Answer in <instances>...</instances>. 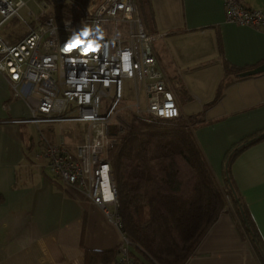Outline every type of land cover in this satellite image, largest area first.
I'll return each mask as SVG.
<instances>
[{
    "label": "crops",
    "instance_id": "obj_1",
    "mask_svg": "<svg viewBox=\"0 0 264 264\" xmlns=\"http://www.w3.org/2000/svg\"><path fill=\"white\" fill-rule=\"evenodd\" d=\"M240 1L264 10V0ZM137 2L146 29L161 34L157 41L165 39L159 45L167 46L168 38L181 39L189 48L199 46L201 61L217 64L207 86L217 89L223 78L227 91L214 104L204 103L196 113L195 137L220 179L226 151L264 131V72L237 76L264 63V29L227 22L222 0ZM170 54L172 57V51ZM171 57L164 64L160 56L158 59L171 77L179 100L178 89H189L182 75L187 78L190 60L182 61L188 66V71H183ZM178 78L180 82H176ZM30 111L29 102L13 96L12 84L0 72V264H85L87 250L117 248L121 231L99 206L54 176L42 154L41 142L23 132L26 124L33 123L11 122L28 117ZM50 124H57V130L53 125L46 128L47 134L39 130L47 140H62L71 148L78 143L64 135V123ZM229 173L264 250V137L232 158ZM131 249L138 264H152L137 249ZM183 264L261 263L242 237L236 217L224 211Z\"/></svg>",
    "mask_w": 264,
    "mask_h": 264
},
{
    "label": "built area",
    "instance_id": "obj_2",
    "mask_svg": "<svg viewBox=\"0 0 264 264\" xmlns=\"http://www.w3.org/2000/svg\"><path fill=\"white\" fill-rule=\"evenodd\" d=\"M31 1L35 9L28 7L25 0H0V28L9 19H19L26 25L19 37L0 33V72L12 84L13 96L25 98L31 106L28 117L11 122L80 124L81 140L73 148L62 140L50 142L40 133L42 154L64 186L88 197L121 231L113 264H136L129 252L130 242L121 230L107 150L124 130L113 124L123 103V79L132 80L136 90V103L122 105L129 106L133 115H183L175 86L154 45L161 34L146 29L137 0ZM222 4L227 22L264 29L263 9L248 7L240 0H222ZM22 9L29 22L20 13ZM96 25L104 31L99 52L61 51L73 30ZM125 51L132 53L129 71L123 68ZM104 165L109 166L108 185L115 194L112 201L103 199L100 173Z\"/></svg>",
    "mask_w": 264,
    "mask_h": 264
},
{
    "label": "trees",
    "instance_id": "obj_3",
    "mask_svg": "<svg viewBox=\"0 0 264 264\" xmlns=\"http://www.w3.org/2000/svg\"><path fill=\"white\" fill-rule=\"evenodd\" d=\"M223 82L222 78L210 104L219 99ZM197 122V115L150 118L132 114L123 120L124 132L107 150L129 252L136 264L131 248L152 264H183L218 216L227 211L236 217L242 237L264 264L260 235L229 173L232 158L263 138L264 131L226 151L224 172L218 179L195 137ZM117 254L118 246L87 250L85 264H113Z\"/></svg>",
    "mask_w": 264,
    "mask_h": 264
},
{
    "label": "rangeland",
    "instance_id": "obj_4",
    "mask_svg": "<svg viewBox=\"0 0 264 264\" xmlns=\"http://www.w3.org/2000/svg\"><path fill=\"white\" fill-rule=\"evenodd\" d=\"M26 5L31 9H35L31 0H25ZM20 13L23 17L26 18V22H29V16H25V9H22ZM26 29V25L19 19H9L4 23V25L0 28V33L5 35H11L13 37L19 35L21 32H24ZM169 43L168 45H159L161 42H165V39H161L160 41L155 40L154 45L157 48L158 56H160L163 64L165 63L166 58L171 57L169 55V51H172V57L174 62L177 64V67L183 71H188L187 67L189 66V72L187 78L182 75L184 82L187 84L189 89H178L179 94V102H180V110L183 114L188 116H194L197 112H201L203 104H209L214 100L217 89H213L214 87H208L207 83L209 80L214 76L217 70V64L207 63L201 61L198 56L201 55V49L199 46L189 48L185 41L176 38H168ZM164 44V43H163ZM175 58V59H174ZM183 60H190V62L184 64L182 63ZM183 74V73H182ZM207 75V76H206ZM176 82H180L178 78ZM122 97L123 103L128 105H133L136 103V90L132 80L130 79H123L122 81ZM227 91V89H221L220 97ZM140 105L141 108L145 107V100L143 97L140 98ZM218 99V100H219ZM217 100V101H218ZM216 101V102H217ZM117 112L113 124L115 127H121L125 130L126 126L123 124V120L125 118H130L132 116V110L128 106H124ZM205 106V105H204ZM207 107V105H206ZM198 114V113H197ZM196 114V115H197ZM48 125H53L56 130L58 128L57 124H26L23 127V132H27L33 139L36 141L39 139L40 131L41 130L44 134L46 133V128ZM119 133L122 134L124 132ZM220 130V129H219ZM62 132L65 136H69L71 138H75L74 140L79 142L81 140V126L77 123H64L62 124ZM231 204H228L227 208H230Z\"/></svg>",
    "mask_w": 264,
    "mask_h": 264
},
{
    "label": "clouds",
    "instance_id": "obj_5",
    "mask_svg": "<svg viewBox=\"0 0 264 264\" xmlns=\"http://www.w3.org/2000/svg\"><path fill=\"white\" fill-rule=\"evenodd\" d=\"M103 39L104 31L100 25H96L95 27L84 26L78 31H72L66 45L61 51L71 53L73 50L79 49L81 54L99 52ZM131 56L132 53L130 51H125L122 54L123 68L125 71H129L131 68ZM0 70H3L2 65H0ZM108 172L109 166L104 165L100 173L102 176L103 199L105 201H112L115 199V194L108 185Z\"/></svg>",
    "mask_w": 264,
    "mask_h": 264
},
{
    "label": "water",
    "instance_id": "obj_6",
    "mask_svg": "<svg viewBox=\"0 0 264 264\" xmlns=\"http://www.w3.org/2000/svg\"><path fill=\"white\" fill-rule=\"evenodd\" d=\"M264 72V63H261L251 69H247L245 71H241L237 74V76L239 77H243V76H248V75H252V74H256V73H261ZM264 134V132L262 133ZM242 146V145H241Z\"/></svg>",
    "mask_w": 264,
    "mask_h": 264
},
{
    "label": "snow or ice",
    "instance_id": "obj_7",
    "mask_svg": "<svg viewBox=\"0 0 264 264\" xmlns=\"http://www.w3.org/2000/svg\"><path fill=\"white\" fill-rule=\"evenodd\" d=\"M172 113H170V115H171Z\"/></svg>",
    "mask_w": 264,
    "mask_h": 264
},
{
    "label": "flooded vegetation",
    "instance_id": "obj_8",
    "mask_svg": "<svg viewBox=\"0 0 264 264\" xmlns=\"http://www.w3.org/2000/svg\"><path fill=\"white\" fill-rule=\"evenodd\" d=\"M76 1H78V0H76Z\"/></svg>",
    "mask_w": 264,
    "mask_h": 264
}]
</instances>
